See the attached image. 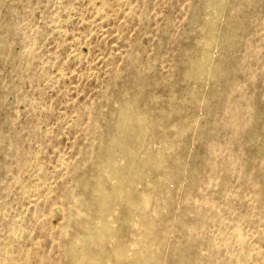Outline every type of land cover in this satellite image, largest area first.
<instances>
[{
    "label": "rangeland",
    "instance_id": "1",
    "mask_svg": "<svg viewBox=\"0 0 264 264\" xmlns=\"http://www.w3.org/2000/svg\"><path fill=\"white\" fill-rule=\"evenodd\" d=\"M0 264H264V0H0Z\"/></svg>",
    "mask_w": 264,
    "mask_h": 264
}]
</instances>
